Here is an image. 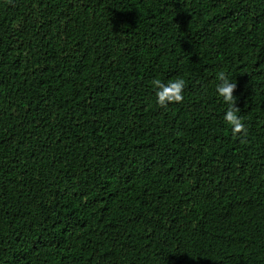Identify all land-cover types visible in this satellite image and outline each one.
Segmentation results:
<instances>
[{
  "label": "trees",
  "instance_id": "1",
  "mask_svg": "<svg viewBox=\"0 0 264 264\" xmlns=\"http://www.w3.org/2000/svg\"><path fill=\"white\" fill-rule=\"evenodd\" d=\"M0 264H264V0H0Z\"/></svg>",
  "mask_w": 264,
  "mask_h": 264
},
{
  "label": "clouds",
  "instance_id": "2",
  "mask_svg": "<svg viewBox=\"0 0 264 264\" xmlns=\"http://www.w3.org/2000/svg\"><path fill=\"white\" fill-rule=\"evenodd\" d=\"M217 79L219 83L216 84V95L222 98L227 105L222 119L231 128L233 134H243L246 132V127L243 118L238 114L239 109L235 106V96L233 95L236 83H233L224 72H219ZM152 86L155 89L156 103L162 107L171 102L179 103L183 100L185 87L183 78L170 79L166 83L156 78L153 79Z\"/></svg>",
  "mask_w": 264,
  "mask_h": 264
},
{
  "label": "rangeland",
  "instance_id": "3",
  "mask_svg": "<svg viewBox=\"0 0 264 264\" xmlns=\"http://www.w3.org/2000/svg\"><path fill=\"white\" fill-rule=\"evenodd\" d=\"M34 8L35 7L31 6L30 1H28L25 4V8H24V11H23L24 16L27 17V18H29L30 17V14H31V11H33Z\"/></svg>",
  "mask_w": 264,
  "mask_h": 264
}]
</instances>
